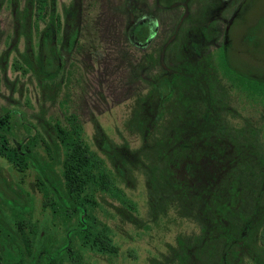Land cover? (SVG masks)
<instances>
[{
  "label": "flooded vegetation",
  "instance_id": "flooded-vegetation-1",
  "mask_svg": "<svg viewBox=\"0 0 264 264\" xmlns=\"http://www.w3.org/2000/svg\"><path fill=\"white\" fill-rule=\"evenodd\" d=\"M261 2L153 0L150 11L137 15L144 7L128 0L124 38L133 47L131 80L148 86L142 95L135 92L125 125L129 137L121 142L95 122L97 150L92 149L78 116L67 108L62 118H38L39 126L20 117L28 132L17 139L13 122L20 114L0 105V136L6 141L1 149L15 153L12 159L0 154V264H118L121 232L104 220L111 214L100 192L119 200L116 212L135 228L144 223L138 217L142 198L148 232L160 235L165 250L171 216L194 225L177 254L165 251L157 263L146 264H264ZM6 5L12 31L0 51L3 79L10 55L20 54L14 68L33 73L44 99L55 93L53 86L66 84L82 22L81 0L63 3L60 11L57 0H0V11ZM178 7L182 13L159 50L146 51L158 32L162 36L159 15ZM1 34L0 28V42ZM139 50L145 57L138 71L131 59ZM12 99L6 96L9 105ZM69 154L81 176L77 187L64 176ZM29 169L35 171L30 180ZM90 232L113 251H91Z\"/></svg>",
  "mask_w": 264,
  "mask_h": 264
},
{
  "label": "rangeland",
  "instance_id": "rangeland-1",
  "mask_svg": "<svg viewBox=\"0 0 264 264\" xmlns=\"http://www.w3.org/2000/svg\"><path fill=\"white\" fill-rule=\"evenodd\" d=\"M259 1L253 0L254 3L258 2L255 6L259 5ZM261 1V5H264V0ZM136 2L147 8L143 10L144 8L139 7L138 15L147 11L148 8L150 11L153 0H136ZM63 3H69V0H57L58 11ZM127 3L128 0H81L82 22L78 41L69 59L67 85L53 86L55 93H46L45 96H47L44 99L40 95L37 79L33 73L29 70L22 73L14 68L12 63L16 58H19L20 54L18 57L11 54L7 63L9 66L6 68L7 79H3L4 73L0 71V105L16 110L20 114L19 118L21 117L22 120L32 124L36 123L37 126H39L38 118L49 120L52 119L50 116L62 118L64 109L67 108L68 111L78 116L85 132L84 137L94 150H97L93 141L95 122L103 127L105 133L115 143L129 137L125 125L134 97L136 94L142 95L147 89L148 83L145 80L137 79L135 84V81L131 80L134 68L129 63V49L133 47L124 38L129 14ZM189 10L192 16H195L194 4H189ZM8 11L7 5L0 11L2 32L0 51L6 47L12 31V18ZM254 11L257 12V8ZM181 13L182 9L178 7L159 15L160 28L163 29L162 36L160 37L158 32L145 49L146 51L157 52L159 50L162 41L166 40L168 35L166 33L172 32V27ZM181 35L179 37H182ZM163 37L165 38L163 39ZM18 45L19 50L22 51L23 41H20ZM142 52L139 50L136 60L131 59L135 66L138 64V68L135 67L138 71L144 65L145 56H142ZM154 68L157 69L158 65L155 64ZM151 72L153 73L155 70H150L149 74ZM61 73L59 71L58 77L61 76ZM138 78L140 77L138 76ZM12 86L16 87L14 91L11 90ZM135 92L137 93L135 94ZM8 95L13 98L12 105L7 103L6 96ZM66 103L67 105H65ZM14 117L13 134L17 135V139H19L28 130L23 126L21 118ZM131 141L132 147L135 148L139 145V140L135 135L131 137ZM100 154L104 157L102 153ZM109 168L112 169V165H109ZM34 174L35 171L29 169L27 179H32ZM118 185L128 197H133L125 182L120 180ZM99 196L100 201L104 203V209L111 214L109 216L106 213L108 216L104 220L106 219L109 225L121 232L118 237L121 243V258L117 260L118 264H146L148 259L150 262L154 260V263H157L155 259L160 258L161 253L168 251L171 256L178 250L180 240L186 239L193 229L194 225L191 222L179 216H171L169 231L164 234L163 239L167 242L168 250H165L164 245H161V240L158 239L160 235H154L151 230L148 232L149 224L146 223L148 219L145 215L142 198L139 199L138 217L144 223L137 222V228H135V225H132L127 217H120L116 212L120 205L122 206L119 200L108 193L100 192ZM99 262L102 263L101 260Z\"/></svg>",
  "mask_w": 264,
  "mask_h": 264
},
{
  "label": "trees",
  "instance_id": "trees-1",
  "mask_svg": "<svg viewBox=\"0 0 264 264\" xmlns=\"http://www.w3.org/2000/svg\"><path fill=\"white\" fill-rule=\"evenodd\" d=\"M4 138L0 136V154H4L6 155L9 159H12L15 157V153L13 151H6L4 152L3 149H1L2 146L5 145L4 142H6L5 140H3ZM72 156L71 154L68 155V157L65 159L64 161V166H65V170H64V176L66 179L70 180L69 183L74 187L80 186L81 185V176L79 177L78 174V170L77 168H74V163L72 160ZM76 156V154H75ZM74 156V157H75ZM73 168V169H72ZM130 207V205L128 204V208ZM86 241V240H85ZM102 238L100 236H97V234H94L92 232L89 233V239L86 241L89 243V248L91 251H95V252H100V251H105L102 249H106V251L108 249H111V252L113 251L112 246H102L100 242H102ZM177 254V252H174V255ZM172 256V255H171ZM81 264V263H80ZM170 264H178L177 261H172V263Z\"/></svg>",
  "mask_w": 264,
  "mask_h": 264
}]
</instances>
